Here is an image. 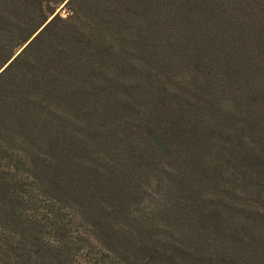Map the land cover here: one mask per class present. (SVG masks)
Returning <instances> with one entry per match:
<instances>
[{"label":"rangeland","instance_id":"obj_1","mask_svg":"<svg viewBox=\"0 0 264 264\" xmlns=\"http://www.w3.org/2000/svg\"><path fill=\"white\" fill-rule=\"evenodd\" d=\"M60 6L56 11L64 15ZM257 15L239 25L206 26V38L178 44L155 38L154 29L148 30L153 38L140 42H108L102 54L85 55L86 72L69 71L64 86L79 93L68 95L69 103H40L62 96L60 86L52 92L51 85L62 73L55 60L56 70L48 71L41 49L33 51V90L40 93L35 108L26 110L53 119L39 126L43 134L34 141L48 145L38 150L58 154L66 142L74 154L93 155L100 172L85 164L87 186L100 187L99 174L128 172L127 193L137 201L130 207L133 234L128 248H113L114 263L126 264L119 257L133 261L134 248L147 254L159 230L157 244L168 250L189 249L210 262L264 264V11ZM25 22V16L2 20L14 33L0 30V48L27 34H19ZM57 122L66 128L57 130ZM14 139L6 141L7 153L19 147ZM24 177V190L38 193ZM26 200L15 210H23ZM152 212L155 230L146 225ZM4 228L0 218V238L10 233ZM103 245L96 241L91 248L110 255ZM255 253L260 259L251 258ZM73 257L74 264H85Z\"/></svg>","mask_w":264,"mask_h":264},{"label":"trees","instance_id":"obj_2","mask_svg":"<svg viewBox=\"0 0 264 264\" xmlns=\"http://www.w3.org/2000/svg\"><path fill=\"white\" fill-rule=\"evenodd\" d=\"M63 2L0 0V30L14 33L13 29L2 26V20L25 16L26 22L20 27L19 34L27 32L14 42L1 46L0 68L16 54L14 48L23 46L50 18L12 61L0 69V213H3L0 218L6 226L4 230L10 232L0 238V264H74L73 256L85 264H116L111 255L116 254L113 248L124 245L128 248L131 241L128 238L133 234L130 207L137 201L130 199L127 193L125 180L128 172H116L114 177L99 174L100 187L87 186L82 173L87 169L85 164H89L90 172H100L93 155L74 154L71 144L66 142L58 154L38 150L48 145H38L34 141L43 134L39 126L53 119L44 111L34 114L27 111L35 108L37 93H40L33 90L36 77L33 69L37 59L33 51L36 48L41 49L48 71L56 70L52 65L55 60L58 72L62 73H58L56 83L51 84L54 87L52 92L60 86L62 96L56 101L41 98L40 103L65 100L69 103L72 94L74 98L79 96L72 86H64L69 71L86 72L89 60H84L85 55L102 54V46L108 42H140L153 38L148 30L154 29L158 31L155 38L178 44L186 39L206 38L210 32L206 26L239 25L243 23L241 18L247 21L249 17L256 19L257 11H264V0H67L63 5L66 12L62 15L56 9ZM201 28L209 30L208 33L198 32ZM111 51L106 50L105 54ZM55 125L57 130L66 128L65 124L58 122ZM13 138L19 147L11 146L12 152L7 153L5 143ZM18 174L21 177L16 179ZM23 175L25 180L35 182L37 186L33 189L38 193L24 190ZM22 197L27 198V203L23 210H15ZM167 204L159 203L155 209L161 210ZM152 214L154 217L146 225L155 230L157 213ZM155 232L157 238L146 247L152 250L146 254L144 250L134 248L131 252L134 260L128 262L119 257L121 261L126 264H246L243 260L226 262L225 258L221 259L222 262L204 261L189 249L168 250L166 248L170 247L157 244L163 235L159 230ZM96 241L104 244L107 248L102 250L110 255L104 256L101 251L91 248ZM139 242L143 245L138 248H143V241ZM74 244L80 248L73 250L70 245ZM251 258L257 260L260 256L255 253Z\"/></svg>","mask_w":264,"mask_h":264},{"label":"water","instance_id":"obj_3","mask_svg":"<svg viewBox=\"0 0 264 264\" xmlns=\"http://www.w3.org/2000/svg\"><path fill=\"white\" fill-rule=\"evenodd\" d=\"M67 0H64V2L62 3V5L60 6L61 8L63 7V5L65 4ZM52 17V14L50 15ZM50 18H47L44 23H42V25H40L35 31L34 33L26 40V42L23 44V46H21V48L17 51L16 54H18L26 45L27 43L47 24V22L49 21ZM15 54V55H16ZM15 55H13L0 69H3L5 66H7L12 59L15 57Z\"/></svg>","mask_w":264,"mask_h":264}]
</instances>
